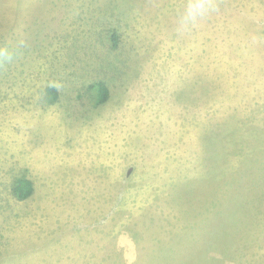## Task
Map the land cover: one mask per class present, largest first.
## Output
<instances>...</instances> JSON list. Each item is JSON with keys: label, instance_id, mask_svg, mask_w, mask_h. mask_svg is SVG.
Here are the masks:
<instances>
[{"label": "rangeland", "instance_id": "1", "mask_svg": "<svg viewBox=\"0 0 264 264\" xmlns=\"http://www.w3.org/2000/svg\"><path fill=\"white\" fill-rule=\"evenodd\" d=\"M187 2L0 0V264H264V0Z\"/></svg>", "mask_w": 264, "mask_h": 264}, {"label": "trees", "instance_id": "2", "mask_svg": "<svg viewBox=\"0 0 264 264\" xmlns=\"http://www.w3.org/2000/svg\"><path fill=\"white\" fill-rule=\"evenodd\" d=\"M110 38L114 43H116L117 35L115 33H113L110 36ZM90 88L94 92V103L96 105L95 107L103 105L109 101L111 97V90L106 83L101 81L96 82L92 84ZM50 91L52 94V100L53 101L57 100L58 99L57 91L53 88H51ZM13 192L19 200H26L30 198L34 193V185L32 180L25 177L19 178L13 189Z\"/></svg>", "mask_w": 264, "mask_h": 264}, {"label": "clouds", "instance_id": "3", "mask_svg": "<svg viewBox=\"0 0 264 264\" xmlns=\"http://www.w3.org/2000/svg\"><path fill=\"white\" fill-rule=\"evenodd\" d=\"M216 0H188L181 15L179 31L194 27L199 20L217 11Z\"/></svg>", "mask_w": 264, "mask_h": 264}]
</instances>
